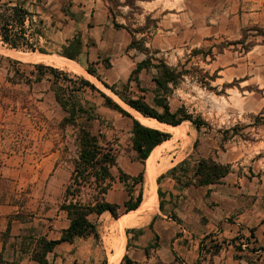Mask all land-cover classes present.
I'll use <instances>...</instances> for the list:
<instances>
[{"label":"rangeland","instance_id":"rangeland-1","mask_svg":"<svg viewBox=\"0 0 264 264\" xmlns=\"http://www.w3.org/2000/svg\"><path fill=\"white\" fill-rule=\"evenodd\" d=\"M106 1L112 15H119L118 20H122L127 28L133 31L146 27L145 33L135 34L138 39L145 40L156 58L155 62L157 58H164L170 66L180 67L184 63L188 68L198 66L218 75L211 81L214 88L210 89L197 81L196 75L199 73L193 71L195 76H185L167 94L172 110L183 107L194 117H202L206 124L197 129L190 120H185L180 124L181 136L169 131L171 137L166 141L172 142L173 148L163 156L172 166L185 161L195 164L200 157H213L217 161L230 163L244 183V206L248 209V219H258L264 224V36L257 35L256 29L259 26L264 30V0ZM16 2L35 12L34 30L31 31L40 28L43 33L33 34L30 38L35 50L10 47L0 36V202L8 200L18 204L24 212L23 216L44 214L50 207H53L52 213L55 215V208H58L60 226L63 216L59 205L78 153V127L62 125L67 113L56 101L49 72L40 81L31 74L35 70L33 64L40 62L11 57L5 50L58 55L74 33L70 18L74 17L75 6H82L84 1L0 0V5H13ZM40 18L43 23H39ZM28 26L29 22L26 24ZM246 28H251L247 31L249 40L255 41L249 51H242L240 45H231L218 53L214 60L210 56L205 59L201 53L190 56L193 48H207L211 44L238 39ZM27 36H30L29 33ZM40 48L46 52H41ZM82 59L79 56L76 61L83 67L91 66L109 84L122 88L118 73H106L108 62L96 66L94 62L84 63ZM62 70L69 72L71 77L80 75L71 70ZM154 72L152 68L140 73L143 89L138 88L135 81L130 86L136 95L142 94L151 103L155 95ZM128 76L123 75V82ZM94 83L137 118L134 112L138 110L127 105L110 89ZM77 95L83 103L95 106L98 118L86 124L93 132L101 134L102 140L113 145L118 159V166L113 168L114 174H119L118 167L132 174L145 168L146 174L148 161L144 165L138 160L136 152L132 153L130 149L132 120L115 110L106 109L97 91L87 89ZM83 122L79 119L80 124ZM57 168L56 178L50 186V174L55 173ZM157 177L154 179L156 190L161 183L157 182ZM115 186L118 188L111 191L109 200H113L112 196L117 190L127 196L119 181ZM158 212H154L149 220ZM115 222L116 218L111 215L101 217L98 227L100 237L92 239L88 258L62 264H93L96 258L99 264L105 256L108 258L113 249L106 239L111 240L115 235L108 226ZM242 240L248 242L247 247L251 243L247 237L240 242ZM212 244L215 242L205 243L206 247ZM97 245L100 251L95 252L93 249Z\"/></svg>","mask_w":264,"mask_h":264},{"label":"trees","instance_id":"trees-1","mask_svg":"<svg viewBox=\"0 0 264 264\" xmlns=\"http://www.w3.org/2000/svg\"><path fill=\"white\" fill-rule=\"evenodd\" d=\"M126 2L124 4H129V2ZM34 15L35 12H32L20 2H16L13 5L8 3L0 5V36L4 43L13 48L27 47L35 50L33 44H31L30 38L33 34H42L43 32L40 28L35 32L31 31L35 25L33 19ZM26 20H28L29 26L25 28ZM16 23L20 26L19 31L15 30ZM39 23H43L42 18L39 19ZM114 24L117 27H126L125 24L119 23L116 20H114ZM256 27L258 30L257 35L264 36V30L259 26ZM127 29L132 34V39L128 47L139 50L144 53L146 57L136 63L125 82H119L122 88H117L116 84H109L105 78L91 66H86V70L97 77L123 102L145 116L155 117L172 126L180 125L185 120H190L197 129L203 124H206L202 117H194L183 107L172 110L167 99V94L170 93L172 87L177 85L185 76H195L193 71L199 73V75H196L197 81L210 89L214 88L211 81L215 80L218 75L216 73L210 74L209 71L198 66L188 68L184 63H181L180 67L170 66L164 58H157L155 62L156 58L152 56V51L146 46L145 40L143 38L138 39L135 34V32L145 33L146 27L136 28L133 31L129 28ZM249 29L251 28L244 29L242 31V37L238 39L225 40L220 43L211 44L207 48H193L190 56L201 53L205 59L207 56H210V58L214 60L218 53H222L231 45H240V49L247 52L255 44L254 40H249V34L247 32ZM28 33L30 35L29 37L27 36ZM210 39L213 40L214 38ZM83 47L84 43L81 33L77 32L67 44L62 46L58 53L68 58L78 60L79 55L83 52ZM39 50L41 52H46L43 48ZM158 51L159 50H156V52ZM33 66L35 70H32L31 74L36 77L37 81L42 80L47 72L52 76V78L49 79L53 85L56 101L67 113L62 119V125L66 126L70 124L78 127V153L73 160V169L69 181L65 186L63 199L59 205V209L66 213L68 225L61 229L60 236L56 239H49L44 234L35 238L33 235L28 236L29 245L31 246L34 244L31 258L36 261L37 264H50L48 253L53 251L58 243L62 241L73 242L77 237L92 236L94 239L100 237L97 223L91 219L92 215H101L103 212L109 211L114 218H118L126 213H132L140 206L144 195L145 168H142L137 174H131L118 167L119 174H114L113 168L118 166L116 151L113 145L101 139V134L93 132L91 127L86 124L88 121L98 118V114L95 106L87 104V102L83 103L77 93L86 91L87 89L97 91L103 98V105L105 107L115 110L132 120V149L136 152L138 160L144 165L156 148L165 140L169 139L171 134L170 132L143 124L139 119L134 117L130 110L123 107L113 98V96L102 90L83 75L75 74L74 77H71L69 72L65 70L41 62L34 63ZM106 67H110V64L106 65ZM152 68L155 69L152 78L155 83L153 103L147 101L142 94L136 95L134 91L130 89L132 81L136 82L138 88L143 89L139 75L143 70H150ZM79 119L84 120L83 124L79 123ZM182 163H186V161ZM194 165V178L198 185L219 182L232 171L230 163L217 161L213 157H200L196 159ZM175 168L176 167L170 168L166 172L160 174L157 177V182L160 183L162 178ZM117 181L121 183L128 194L127 199L121 203L111 201L107 198L108 193L114 188ZM157 191L159 196V207L163 210L160 187ZM155 217L156 215L153 216L148 224L149 228H152ZM10 229L11 219L7 223L6 230L2 234L4 240L10 236ZM133 230L134 228H127L126 235ZM135 230L141 232L143 228ZM251 233H253V229H251ZM223 242H226V240H223ZM233 242H235L234 239L228 241V243ZM221 245L222 244L218 241L208 247V249L212 253H215ZM236 247L238 250L242 249L240 241ZM123 259H126V255L123 256ZM127 261L128 264L131 263L130 260ZM107 262L108 258L105 256L99 264H107Z\"/></svg>","mask_w":264,"mask_h":264},{"label":"crops","instance_id":"crops-1","mask_svg":"<svg viewBox=\"0 0 264 264\" xmlns=\"http://www.w3.org/2000/svg\"><path fill=\"white\" fill-rule=\"evenodd\" d=\"M83 1L82 6H75L74 17L70 18L74 27L71 38L80 32L84 43L79 56L84 63L94 62L96 66L108 62L110 67L106 73H118L119 82H122L123 75H129L145 54L128 47L132 34L126 27L115 26L114 20L123 21L118 20L119 15H112L106 0ZM130 149L135 152L132 145ZM173 167L176 168L166 174L160 183L163 210L159 207V212L155 213L152 228L148 224L153 217L139 226L127 227L134 230L126 236V259L122 258L119 264H128L127 260L131 261L130 264H264V224L247 217L242 177L232 170L219 182L198 185L194 178V163L176 162ZM57 170L50 174V186ZM115 187L111 191L118 188ZM115 193L112 201L121 203L128 197L120 190ZM52 211L53 207H50L44 214L23 216L24 212L18 204L8 200L0 202V264H37L31 258L34 244L29 245L28 236L35 238L44 234L49 239H56L61 229L68 225L64 211L61 210L63 219L60 226L58 208H55V215ZM108 215L111 213L105 211L101 215H92L91 219L99 227L101 217ZM10 219V236L4 240L2 234ZM45 222L47 224H43ZM139 228L143 230H135ZM244 237L251 243L238 250L236 245ZM92 239V236L77 237L73 242L58 243L48 253L50 264L88 258ZM232 239L235 242L228 243ZM218 241L222 245L215 253L205 245ZM98 250L99 245L93 249L95 252ZM97 263L96 258L93 264Z\"/></svg>","mask_w":264,"mask_h":264},{"label":"bare ground","instance_id":"bare-ground-1","mask_svg":"<svg viewBox=\"0 0 264 264\" xmlns=\"http://www.w3.org/2000/svg\"><path fill=\"white\" fill-rule=\"evenodd\" d=\"M5 53L11 57L19 58L24 61L44 62L50 65L56 66L58 68L71 70L80 75H83L85 78L91 81L98 82L102 86H104L100 82V80H98L94 75L90 74L86 70V68L83 67L75 59H71V58H68L66 56L59 55V54L58 55H48V54L39 53V52L22 51L19 49L18 50L17 49H6ZM134 114L136 115L137 119H139L145 125L158 128L166 132L174 131L178 134V136H181L183 134L180 129L181 125L172 126L166 122L157 120L154 117L142 115L138 111H135ZM172 148H173L172 142H168L165 140L150 155L148 159V166H147V171H146L145 179H144V196H143V200L140 206L137 209H135L132 213H127V214H124L116 218L115 223H112V224L109 223L108 227L111 228L112 231L115 232V235L111 240L106 239V242L108 243V245L113 249V251L112 250L111 252L109 251L110 253L108 255V264H119L121 262L124 256V253H125V246H126L125 232H126L127 227H135L145 222H148L150 216L154 212L159 210V198L157 196L156 186H154V179L172 167V164L169 163L167 158H165L166 156H163L164 153L171 150Z\"/></svg>","mask_w":264,"mask_h":264},{"label":"built area","instance_id":"built-area-1","mask_svg":"<svg viewBox=\"0 0 264 264\" xmlns=\"http://www.w3.org/2000/svg\"><path fill=\"white\" fill-rule=\"evenodd\" d=\"M27 22H28V20L25 21V28H26V24H27ZM18 28H20V26H15V30H18ZM247 243H248L247 241L242 240V241H241V246H242V247H247V245H248Z\"/></svg>","mask_w":264,"mask_h":264},{"label":"water","instance_id":"water-1","mask_svg":"<svg viewBox=\"0 0 264 264\" xmlns=\"http://www.w3.org/2000/svg\"><path fill=\"white\" fill-rule=\"evenodd\" d=\"M91 74V73H90ZM98 79V78H97ZM99 80V79H98ZM102 83V82H101ZM103 84V83H102ZM104 85V84H103ZM105 86V85H104ZM106 87V86H105ZM107 88V87H106ZM155 118V117H154ZM158 120V119H157ZM107 264H108V262H107Z\"/></svg>","mask_w":264,"mask_h":264}]
</instances>
